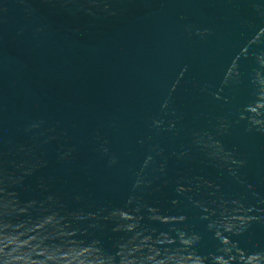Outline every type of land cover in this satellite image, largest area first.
Segmentation results:
<instances>
[{
  "label": "water",
  "instance_id": "water-1",
  "mask_svg": "<svg viewBox=\"0 0 264 264\" xmlns=\"http://www.w3.org/2000/svg\"><path fill=\"white\" fill-rule=\"evenodd\" d=\"M0 264H264V0H0Z\"/></svg>",
  "mask_w": 264,
  "mask_h": 264
}]
</instances>
